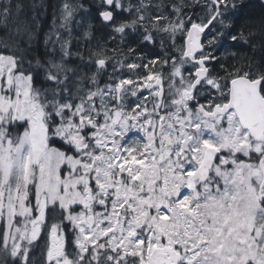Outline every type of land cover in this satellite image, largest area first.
I'll return each instance as SVG.
<instances>
[{"label": "snow or ice", "instance_id": "6c2138e0", "mask_svg": "<svg viewBox=\"0 0 264 264\" xmlns=\"http://www.w3.org/2000/svg\"><path fill=\"white\" fill-rule=\"evenodd\" d=\"M43 7L0 0V264H264V0H61L41 52Z\"/></svg>", "mask_w": 264, "mask_h": 264}, {"label": "trees", "instance_id": "16d2710c", "mask_svg": "<svg viewBox=\"0 0 264 264\" xmlns=\"http://www.w3.org/2000/svg\"><path fill=\"white\" fill-rule=\"evenodd\" d=\"M36 3V4H43V8L41 9V11L44 13L43 17H42V29H41V33H40V38H39V42L37 44V48L38 51H43V45H42V41H43V33L45 31H48L52 25H53V11L54 9L57 8V6L59 5V0H29V3ZM249 3L252 5V11L254 13H256L257 15L260 12V1L258 0H254V1H249ZM57 15H58V11H57ZM92 23L94 24V26L97 29V35H99V23L92 21ZM146 52H148L150 55L152 54L151 52H149L148 49L145 50Z\"/></svg>", "mask_w": 264, "mask_h": 264}, {"label": "rangeland", "instance_id": "374dc122", "mask_svg": "<svg viewBox=\"0 0 264 264\" xmlns=\"http://www.w3.org/2000/svg\"><path fill=\"white\" fill-rule=\"evenodd\" d=\"M249 1H254V0H248V2H249ZM258 1L261 2V0H258ZM60 3H61V0H59V4H60ZM58 15H59V13H58ZM58 23H59V22H58ZM78 30H79V29H78ZM101 32H102V31H99V35L101 34ZM81 43H82V42H81Z\"/></svg>", "mask_w": 264, "mask_h": 264}]
</instances>
